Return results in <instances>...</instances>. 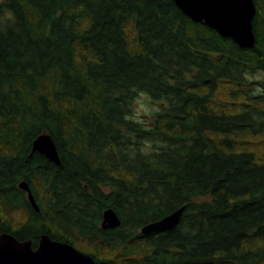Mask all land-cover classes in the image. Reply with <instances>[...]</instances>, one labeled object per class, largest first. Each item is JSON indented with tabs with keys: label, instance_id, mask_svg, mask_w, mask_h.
<instances>
[{
	"label": "trees",
	"instance_id": "obj_1",
	"mask_svg": "<svg viewBox=\"0 0 264 264\" xmlns=\"http://www.w3.org/2000/svg\"><path fill=\"white\" fill-rule=\"evenodd\" d=\"M255 2L257 42L241 48L173 0L0 1V234L34 247L48 234L110 264H264ZM141 93L160 109L142 124ZM42 133L60 165L32 153ZM182 206L174 229L141 232ZM108 207L117 228H102Z\"/></svg>",
	"mask_w": 264,
	"mask_h": 264
},
{
	"label": "water",
	"instance_id": "obj_2",
	"mask_svg": "<svg viewBox=\"0 0 264 264\" xmlns=\"http://www.w3.org/2000/svg\"><path fill=\"white\" fill-rule=\"evenodd\" d=\"M178 8L196 22H202L216 30L221 36L232 39L241 48L256 45L254 18L257 13L255 0H173ZM40 152L56 164H61L57 145L49 133L40 134L33 141L32 153ZM19 186L28 192V198L36 211L40 207L30 184L22 180ZM186 206L164 217L147 223L141 232L149 234L174 229L181 221ZM122 220L117 211L108 207L103 212L102 228L114 229ZM0 264H110L96 260L69 242L52 239L42 234L36 247L33 240H19L15 235L0 234Z\"/></svg>",
	"mask_w": 264,
	"mask_h": 264
},
{
	"label": "clouds",
	"instance_id": "obj_3",
	"mask_svg": "<svg viewBox=\"0 0 264 264\" xmlns=\"http://www.w3.org/2000/svg\"><path fill=\"white\" fill-rule=\"evenodd\" d=\"M141 100L150 101L151 98L146 93H141L140 98L137 100L138 107L135 114L136 123H144L142 117H148L149 119L154 115V113L159 112L160 109L154 105L142 103ZM125 119H133L132 117L126 116Z\"/></svg>",
	"mask_w": 264,
	"mask_h": 264
},
{
	"label": "rangeland",
	"instance_id": "obj_4",
	"mask_svg": "<svg viewBox=\"0 0 264 264\" xmlns=\"http://www.w3.org/2000/svg\"><path fill=\"white\" fill-rule=\"evenodd\" d=\"M0 1H2V0H0ZM263 76H264V74H263ZM140 96H141V94L137 97V99H136V102H135V109H137V107H138V104H137V100H138V98H140ZM141 102L142 103H145V104H150V105H154V106H156L155 104H153L151 101H147V100H141ZM157 107V106H156ZM135 114H136V111H135ZM142 119L143 120H146V119H149L148 117H142Z\"/></svg>",
	"mask_w": 264,
	"mask_h": 264
},
{
	"label": "flooded vegetation",
	"instance_id": "obj_5",
	"mask_svg": "<svg viewBox=\"0 0 264 264\" xmlns=\"http://www.w3.org/2000/svg\"><path fill=\"white\" fill-rule=\"evenodd\" d=\"M20 183V182H19ZM18 188L20 189V190H23V191H25V193H26V195H25V197H26V199H27V201L31 204V202H30V200H29V198H28V192L26 191V190H24V189H22L20 186H19V184H18ZM36 198V197H35ZM31 206H32V204H31ZM33 207V206H32ZM34 208V207H33ZM19 213H20V211H19ZM19 217H20V215H19ZM34 246V245H33ZM36 247V246H35Z\"/></svg>",
	"mask_w": 264,
	"mask_h": 264
}]
</instances>
